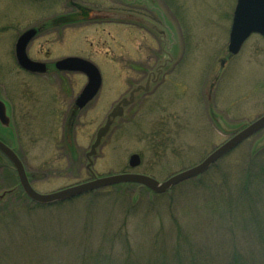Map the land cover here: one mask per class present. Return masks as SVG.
Returning a JSON list of instances; mask_svg holds the SVG:
<instances>
[{"label": "rangeland", "instance_id": "374dc122", "mask_svg": "<svg viewBox=\"0 0 264 264\" xmlns=\"http://www.w3.org/2000/svg\"><path fill=\"white\" fill-rule=\"evenodd\" d=\"M68 1L83 8L89 18L81 20ZM236 4L237 0H0V93L14 109L12 126L0 125V138L18 153L34 189L53 194L123 173L146 175L161 184L198 166L264 115V38L253 35L237 56L228 52ZM64 19L77 24L65 26ZM32 28L41 29L29 46L32 59L80 57L92 61L102 74L100 94L74 116L68 113L69 105L87 84L84 76L63 77L67 90L61 96L63 111L54 115L46 104L58 83L44 76L52 82L43 89L41 82L17 68L15 44ZM30 87L44 90L37 94V108L27 94ZM263 146L264 130L227 162L237 163L240 154L250 155ZM132 155L141 158L134 170L129 168ZM20 189L16 171L0 157V195L21 194ZM200 190L171 189L166 195L173 199L155 205L154 215L137 214L127 221L119 203L127 198L146 209L153 193L137 185L113 187L96 193L111 194L99 198V205L89 206L87 197L88 201L50 213L47 222L52 229L59 227L62 234L55 236L60 241H69L71 248L83 244L94 254L100 241H114L111 236L119 231L128 235L137 251L147 248L146 237L171 233L177 225L191 238L195 231L193 244L204 252H223L231 238L242 234L241 227L233 224L223 230L205 220V201L212 195ZM16 206L13 195L6 197L0 216ZM103 232L110 238L102 239ZM1 242L12 247L9 264H17V244ZM20 248L19 264L45 258L29 246ZM66 251L62 256H69L68 263L73 264L80 250ZM124 253L118 244L113 256L121 262Z\"/></svg>", "mask_w": 264, "mask_h": 264}, {"label": "trees", "instance_id": "16d2710c", "mask_svg": "<svg viewBox=\"0 0 264 264\" xmlns=\"http://www.w3.org/2000/svg\"><path fill=\"white\" fill-rule=\"evenodd\" d=\"M80 10L84 12L83 9ZM85 16L87 17V14L84 12ZM239 149H241V146L219 161L199 179L178 186H189L197 189V191L201 189L200 192L212 195L205 201L207 204L205 210H208V218L205 216V220L209 221L211 225L217 224L223 230L232 227L233 224H237L239 228L241 227L242 234L236 238L234 236L235 240L231 238L228 241L229 248L223 252L212 251L214 249H210L207 253L204 252L203 249L193 244V233L195 231H191V238L188 231L179 225L173 229L171 239L169 235L172 232L166 231L164 235L157 234L155 238L148 239L146 237L147 248L141 249L138 247L137 251L134 249L135 246L132 247L128 235L122 231L111 236L114 241H100L98 252L95 254L86 251L83 244L71 248L69 241L67 243L63 241V243L58 236H55L56 233L62 234V232L59 227L52 229L53 227L48 225L47 216L52 212L57 214L61 208H65L69 204L80 203L84 199L88 201L87 197L91 198L88 203L89 206L99 205V198L111 196V194H90L47 206L31 202L20 189L21 194H10L17 201L15 209L9 215L6 213L0 216V264L10 263L9 253L12 248L1 241L17 244V251H14L17 264L20 261V247L25 249L27 246L32 248V252H42L40 254L45 257L40 261H35L36 264H71L68 263L72 262L69 256L67 259L62 256L67 248L72 249L74 254L76 250L78 252L80 250L79 257L76 261H73L75 264H264V146L250 155L245 152L240 154L237 163L227 162L232 154ZM0 157L5 160L1 154ZM225 162L227 163L225 164ZM7 195L10 196L5 194L0 199V203L8 197ZM172 199L173 197L168 199L166 194H153V197L148 200L147 204L150 205L146 209L142 207L140 201L133 203L127 198L118 206L121 207L122 213L124 212L123 215L127 216L125 219L128 221L137 214L140 217L143 214L150 217L154 215L153 208L155 205ZM174 203L173 201L172 208ZM69 210L71 216H75L72 213V208H69ZM194 214L195 216L192 219L196 225L198 223L196 218L198 217L195 211ZM202 224H199L201 229ZM196 227L199 229L198 225ZM201 229L199 230L201 231ZM108 236L109 234L102 233V239H109ZM165 237H168L172 244ZM48 244L53 246L48 247ZM118 244L124 247V254L126 255L124 260H120L121 262L113 256ZM139 254H144L146 258L140 260ZM134 256L137 260L133 259Z\"/></svg>", "mask_w": 264, "mask_h": 264}, {"label": "water", "instance_id": "95a60500", "mask_svg": "<svg viewBox=\"0 0 264 264\" xmlns=\"http://www.w3.org/2000/svg\"><path fill=\"white\" fill-rule=\"evenodd\" d=\"M260 35L264 38V0H237L233 15L232 28L229 37L228 52L237 56L244 44L252 35ZM37 35V30L31 29L23 33L15 47L18 65L21 69L31 74H44L45 64L29 59L27 50L29 44ZM57 69L64 72L80 73L87 77L88 83L76 101L79 109L85 108L99 94L102 87V76L99 69L91 62L76 58H65L57 63ZM114 115V112L111 116ZM0 123L8 127L10 119L7 116L6 106L0 100ZM264 130V115L256 121L237 132L225 144L215 149L202 163L191 169L173 175L167 181L158 183L155 179L142 174H121L104 178H95L92 181L76 185L53 194L43 195L36 192L30 183L25 167L16 153L0 141V153H2L16 170L20 186L26 196L36 204L54 205L78 198L93 192L124 184H135L147 188L156 195H163L172 188L205 174L219 160L230 154L237 147ZM141 165V158L132 155L129 159V167L136 169ZM5 194L0 196L3 198Z\"/></svg>", "mask_w": 264, "mask_h": 264}, {"label": "flooded vegetation", "instance_id": "af4514ba", "mask_svg": "<svg viewBox=\"0 0 264 264\" xmlns=\"http://www.w3.org/2000/svg\"><path fill=\"white\" fill-rule=\"evenodd\" d=\"M28 2H31V0H28ZM68 3H69V5H71V8H77L76 10H78L77 11V13H79V16L81 17V20H82V16H83V11L82 10H80L79 9V7L77 6V5H75V4H71L69 1H68ZM77 14H75V16H76ZM88 18H89V16H88ZM80 20V21H81ZM77 22V20H75L74 22H72V21H70L69 20V23L68 22H66V19H64V25L65 26H67V25H71V24H77L76 23ZM56 25H58V24H56ZM60 25V24H59ZM47 26V25H46ZM39 29V31H38V35H39V33L41 32L40 30V28H38ZM36 39V38H35ZM34 39V40H35ZM27 55H28V57H29V59L30 60H32V61H34V62H40V63H43V64H45V67H46V72L44 73V74H30V73H26V72H24V71H22V70H20L21 72H23V73H25L26 75H28V76H30V77H32V78H35V81H39V82H41L42 83V88L43 89H45V86L46 87H51V82H52V80L51 79H54V82L55 83H58V88L57 89H52V94L50 95V100L49 101H47L48 102V104H46L47 105V107H48V110H50V108L51 109H53V114L54 115H58V114H60V113H62V111H63V105H62V99H61V96H62V94H63V96H65V93L67 92V90H66V86H64V83H65V79L63 78V77H66V74H69V73H67V72H64V71H60V70H58L57 69V63L59 62V61H49L47 58H45V59H43V61L42 60H35V59H32L31 57H30V55H29V48H28V51H27ZM14 59H15V63H16V65H17V68H19L18 67V63H17V59H16V56H15V53H14ZM44 76H51L52 78L50 79V77H45V79L44 78H42V77H44ZM82 76V75H81ZM43 89H40V91H37L36 89H34V88H29V92H27V94H28V96H29V98L32 100L31 101V105L33 106V108H37V105H38V99H39V97H40V95H37V94H41V91H44ZM0 99L5 103V105H6V111H7V115L9 116V118H10V126H12V123H11V120H12V118H13V116H14V109H13V107H12V105L10 104V102H9V100H8V98L7 97H4V96H2L1 95V93H0ZM48 99V98H47ZM76 101H77V98L75 99V100H73L72 102L73 103H70V105H69V110H68V113L70 114V115H72V116H74V115H76L77 114V112H78V110H83V109H79L78 107H77V105H76ZM56 106H57V108H56ZM87 107V106H86ZM85 107V108H86ZM40 108V107H39ZM38 108V109H39ZM38 109H37V111H38ZM44 109H47L46 107H44ZM36 110V109H35ZM41 110V108L39 109V111ZM64 115H66V111H65V109H64ZM1 125V124H0ZM2 127V126H1ZM13 128H14V126H13ZM1 139V138H0ZM3 140V139H2ZM4 142L6 143V141L4 140ZM7 144V143H6ZM8 145V144H7ZM9 146V145H8ZM10 147V146H9ZM10 148H12V147H10ZM12 149H14V148H12ZM15 150V149H14Z\"/></svg>", "mask_w": 264, "mask_h": 264}]
</instances>
